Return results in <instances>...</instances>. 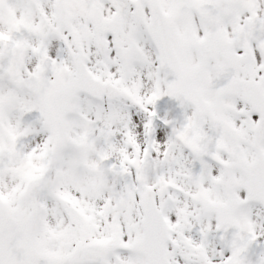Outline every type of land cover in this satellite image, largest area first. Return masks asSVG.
<instances>
[{
  "label": "snow or ice",
  "instance_id": "snow-or-ice-1",
  "mask_svg": "<svg viewBox=\"0 0 264 264\" xmlns=\"http://www.w3.org/2000/svg\"><path fill=\"white\" fill-rule=\"evenodd\" d=\"M0 264H264V0H0Z\"/></svg>",
  "mask_w": 264,
  "mask_h": 264
}]
</instances>
